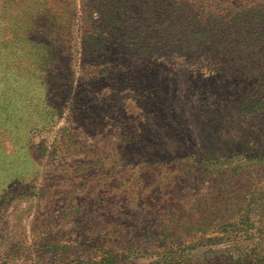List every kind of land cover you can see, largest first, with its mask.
I'll use <instances>...</instances> for the list:
<instances>
[{
  "label": "rangeland",
  "instance_id": "1",
  "mask_svg": "<svg viewBox=\"0 0 264 264\" xmlns=\"http://www.w3.org/2000/svg\"><path fill=\"white\" fill-rule=\"evenodd\" d=\"M254 247L264 0H0V264Z\"/></svg>",
  "mask_w": 264,
  "mask_h": 264
},
{
  "label": "trees",
  "instance_id": "2",
  "mask_svg": "<svg viewBox=\"0 0 264 264\" xmlns=\"http://www.w3.org/2000/svg\"><path fill=\"white\" fill-rule=\"evenodd\" d=\"M256 251V253L254 254V252ZM264 252V249H261V251H257L256 248H251L249 249L247 252H244L245 255H251L254 254L257 256L254 257L255 260L254 261H250V260H245L243 257L240 259V261H242L243 264H264V255L262 254ZM118 254H116L117 256ZM116 256L111 255L110 258H107V262L105 261L104 258H98V260H91L90 258L87 261H80L79 264H116ZM219 262V260H217ZM225 261H223L221 264H227L224 263Z\"/></svg>",
  "mask_w": 264,
  "mask_h": 264
}]
</instances>
